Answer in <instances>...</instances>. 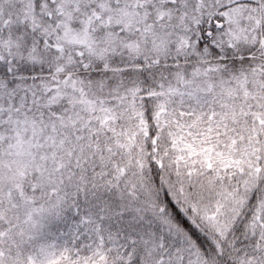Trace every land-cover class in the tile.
<instances>
[{
    "label": "snow or ice",
    "instance_id": "6c2138e0",
    "mask_svg": "<svg viewBox=\"0 0 264 264\" xmlns=\"http://www.w3.org/2000/svg\"><path fill=\"white\" fill-rule=\"evenodd\" d=\"M0 264H264V0H0Z\"/></svg>",
    "mask_w": 264,
    "mask_h": 264
}]
</instances>
